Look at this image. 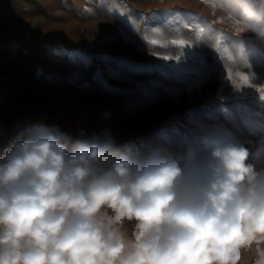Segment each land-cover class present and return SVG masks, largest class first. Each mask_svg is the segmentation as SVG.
I'll use <instances>...</instances> for the list:
<instances>
[{"label":"rangeland","instance_id":"374dc122","mask_svg":"<svg viewBox=\"0 0 264 264\" xmlns=\"http://www.w3.org/2000/svg\"><path fill=\"white\" fill-rule=\"evenodd\" d=\"M0 33V155L26 124L69 147L107 129L128 154L222 133L264 170V41L204 0H0Z\"/></svg>","mask_w":264,"mask_h":264},{"label":"clouds","instance_id":"9594fccd","mask_svg":"<svg viewBox=\"0 0 264 264\" xmlns=\"http://www.w3.org/2000/svg\"><path fill=\"white\" fill-rule=\"evenodd\" d=\"M264 41V0H204ZM209 133L179 156L121 153L107 129L69 147L17 126L0 155V264H264V170Z\"/></svg>","mask_w":264,"mask_h":264},{"label":"snow or ice","instance_id":"6c2138e0","mask_svg":"<svg viewBox=\"0 0 264 264\" xmlns=\"http://www.w3.org/2000/svg\"><path fill=\"white\" fill-rule=\"evenodd\" d=\"M181 43H183V42L181 41ZM229 79H231V74H229ZM239 79L241 81H243L245 84H249V77L247 75H242L239 77ZM261 91L264 92V89H262ZM262 96H264V95H262Z\"/></svg>","mask_w":264,"mask_h":264},{"label":"bare ground","instance_id":"6f19581e","mask_svg":"<svg viewBox=\"0 0 264 264\" xmlns=\"http://www.w3.org/2000/svg\"><path fill=\"white\" fill-rule=\"evenodd\" d=\"M33 30H34V28H33ZM0 34H1V33H0ZM1 35H2V34H1ZM10 38H11V37H10ZM13 38H14V37H13ZM14 41H15V42H18V40H15V39H14Z\"/></svg>","mask_w":264,"mask_h":264}]
</instances>
